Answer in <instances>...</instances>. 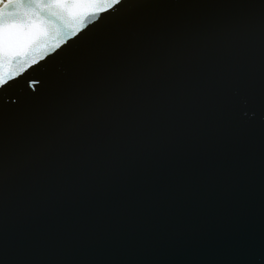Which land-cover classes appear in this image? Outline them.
<instances>
[{
  "label": "snow or ice",
  "instance_id": "obj_1",
  "mask_svg": "<svg viewBox=\"0 0 264 264\" xmlns=\"http://www.w3.org/2000/svg\"><path fill=\"white\" fill-rule=\"evenodd\" d=\"M253 127L264 0H0V264L238 226ZM233 254L264 264V239Z\"/></svg>",
  "mask_w": 264,
  "mask_h": 264
},
{
  "label": "water",
  "instance_id": "obj_2",
  "mask_svg": "<svg viewBox=\"0 0 264 264\" xmlns=\"http://www.w3.org/2000/svg\"><path fill=\"white\" fill-rule=\"evenodd\" d=\"M87 43L88 40L85 38L79 40V43L73 47H84ZM69 44H72V41ZM65 50L67 46L61 52ZM53 57L58 61L63 60V55L57 56L53 53L48 57V61L41 63H47ZM35 67L39 69L40 65ZM37 71L29 69L24 76L34 78L39 74ZM7 99L5 97V100ZM240 103L249 108L255 106L248 104L247 97L243 95L240 97ZM252 116L253 112L248 111V117ZM256 118L258 120L259 116ZM246 134L255 145L256 167L250 180L244 218L238 226L225 222L221 229L203 236L195 238L186 236L172 242L162 239L156 244L157 250L151 252L57 255L38 258L34 264H239L233 254L236 242L239 240L244 244H259L264 239V184L261 181L259 168V153L264 151V130L253 127Z\"/></svg>",
  "mask_w": 264,
  "mask_h": 264
}]
</instances>
